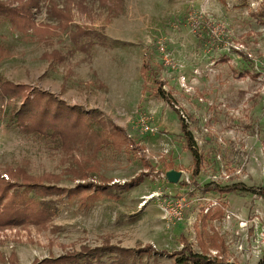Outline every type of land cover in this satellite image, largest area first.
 <instances>
[{"label": "rangeland", "instance_id": "1", "mask_svg": "<svg viewBox=\"0 0 264 264\" xmlns=\"http://www.w3.org/2000/svg\"><path fill=\"white\" fill-rule=\"evenodd\" d=\"M35 1V28L26 33L0 18V45L9 53L0 76L52 94L88 117L98 112L94 129L108 143L96 153L89 141L67 149L50 136L30 134L13 123L23 100L5 97L0 171L63 175L59 187L68 189L79 183L65 173L76 161L99 168L97 180L124 184L148 176L119 197L88 191L55 197L46 226L0 229V264H34L106 244L157 251L129 264H178L179 256L159 252L177 254L185 240L200 252V237L219 247L210 248L211 256L264 264V199L255 194L264 191V0ZM52 6L71 17L66 30ZM98 56L104 82L90 62ZM138 86L142 98L133 106L121 95ZM172 170L182 172L177 184L167 180ZM212 183L252 192L203 189ZM117 260L111 252L96 264Z\"/></svg>", "mask_w": 264, "mask_h": 264}, {"label": "trees", "instance_id": "2", "mask_svg": "<svg viewBox=\"0 0 264 264\" xmlns=\"http://www.w3.org/2000/svg\"><path fill=\"white\" fill-rule=\"evenodd\" d=\"M16 4L17 6H14ZM36 6L37 1L35 0H0V18L9 21L14 29L23 34L29 29L35 28L31 10ZM51 14L60 20L59 28L61 31L69 27L71 21L69 15L57 10L56 6H52ZM80 34L83 36V32ZM81 47L85 48L86 46ZM8 56V51L0 45V62ZM62 58L59 57L57 62L62 63ZM147 68V65L143 66V74ZM5 97H17L23 100L19 111L13 117V123L30 134L50 136L59 140L67 149L78 145L84 146L89 141L93 146L92 150L96 153L103 144L108 143L103 131L94 129V123L98 121L97 118L99 117L98 112L95 113V116L88 117L78 107L71 108L52 94L32 90L25 85L13 84L0 76V100H4ZM113 128L114 134L123 137L126 141L129 140L125 130L117 126H113ZM182 131L187 137L193 164L199 167L200 157L194 148L192 135L188 131L184 119H182ZM75 165L65 172L79 181L73 189L59 187L63 175L46 173L42 176H34L23 167H11L4 172L0 171V229L15 226L28 227L29 225L46 226L55 214L53 200L55 197L71 196L82 191L119 197L120 192L139 186L148 176L147 174H140L130 181L120 184L103 177H99L98 180L95 179V174L99 171L96 166L85 167L78 161ZM146 166L151 168L148 164ZM183 184L185 183L183 182ZM203 189L205 191H217L223 195L242 191L252 192L251 189H246L242 185L221 188L215 183L209 184ZM255 194L264 199V191H256ZM212 219L214 220V218ZM183 243L182 251L177 254L170 255L166 251H161L159 254L171 257L179 256L176 260L178 264H238L228 263L227 259L221 256H211L209 254L210 248L219 249V247L211 242L208 245L207 242L201 240V237L198 240L200 252H196L193 245L188 241L185 240ZM111 252L118 254L117 261L119 264H129L130 259L135 256L142 257L157 253L152 245H147L141 249H125L106 244L94 249L85 246L79 252L67 253L58 258H47L36 261L34 264H96Z\"/></svg>", "mask_w": 264, "mask_h": 264}, {"label": "crops", "instance_id": "3", "mask_svg": "<svg viewBox=\"0 0 264 264\" xmlns=\"http://www.w3.org/2000/svg\"><path fill=\"white\" fill-rule=\"evenodd\" d=\"M83 46V45H82ZM94 48V47H93ZM94 49H92L91 51H93ZM80 53V52H79ZM83 51H81L80 54H82ZM93 53L89 54L90 56H93L92 55ZM83 55V54H82ZM100 60H101V57H96V58H93L91 59V63H92V68L94 69L93 70V74L95 73L96 75V78H98V80H100L101 82H104V70L101 69V66H100ZM93 62H96V63H93ZM96 65V66H95ZM87 82L88 81H91L89 79L86 80ZM104 84V83H103ZM142 92H143V87L141 86H138L136 87L135 89L133 90H128V91H123L122 92V95L121 97L123 98L124 101L126 102H131L133 106H136L139 102V99L142 98ZM134 103V104H133ZM131 105V104H130Z\"/></svg>", "mask_w": 264, "mask_h": 264}, {"label": "water", "instance_id": "4", "mask_svg": "<svg viewBox=\"0 0 264 264\" xmlns=\"http://www.w3.org/2000/svg\"><path fill=\"white\" fill-rule=\"evenodd\" d=\"M182 177V172L170 171L167 173V180L172 184H177Z\"/></svg>", "mask_w": 264, "mask_h": 264}, {"label": "built area", "instance_id": "5", "mask_svg": "<svg viewBox=\"0 0 264 264\" xmlns=\"http://www.w3.org/2000/svg\"><path fill=\"white\" fill-rule=\"evenodd\" d=\"M147 130H149V129H147ZM151 132H153V131L151 130Z\"/></svg>", "mask_w": 264, "mask_h": 264}]
</instances>
